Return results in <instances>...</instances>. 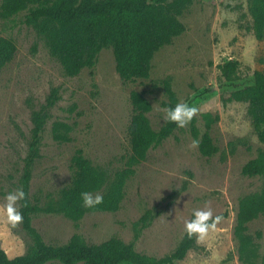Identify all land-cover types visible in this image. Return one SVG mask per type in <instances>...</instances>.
<instances>
[{"label":"rangeland","instance_id":"obj_1","mask_svg":"<svg viewBox=\"0 0 264 264\" xmlns=\"http://www.w3.org/2000/svg\"><path fill=\"white\" fill-rule=\"evenodd\" d=\"M179 20L185 31L154 54L149 77L123 83L110 48L99 52L93 68L68 77L43 39L24 23V13L0 19V36L12 39L16 46L13 59L0 70V248L10 259L31 252L34 240L21 223L13 227L7 221L4 196L22 185L31 112L56 89L58 100L41 135L40 158L32 167L29 194L33 203L57 201L69 187L71 158L77 150L111 179L120 171L132 172L115 212L90 211L77 222L61 214L32 215L31 225L44 243L64 245L78 236L87 244L99 245L118 238L133 243L140 254L160 258L178 246L193 210L207 207L213 216L222 215L221 221L204 240L195 237L185 258L175 264H241L233 237L238 202L259 192L263 182V177L243 176L241 169L264 145L253 131L247 105L223 101L218 65L238 61L242 80H249L254 71L264 74V38L256 39L251 30L246 0H193ZM166 77L178 103L199 109L194 117L197 139L206 130L201 114L218 116L209 129L217 152L204 157L198 147L191 146L190 122L129 168L130 92H141L150 102L147 117L157 131L165 121L160 82ZM54 122L70 126V141L53 140ZM147 212L151 221L139 231ZM247 230L252 236L261 234L262 251L264 218L248 223Z\"/></svg>","mask_w":264,"mask_h":264},{"label":"trees","instance_id":"obj_2","mask_svg":"<svg viewBox=\"0 0 264 264\" xmlns=\"http://www.w3.org/2000/svg\"><path fill=\"white\" fill-rule=\"evenodd\" d=\"M193 0H2L0 19L9 20L24 13V23L43 39L50 55L56 59L68 77L77 76L83 69H91L99 52L112 50L115 71L123 83L147 79L154 54L163 46L171 44L185 27L179 20ZM250 27L256 39L264 38V0H246ZM35 51V47H33ZM16 46L12 39L0 36V70L14 57ZM220 78L218 89L224 102L236 101L247 105V114L258 141L264 145V74L254 71L249 80H242L239 63L235 60L218 65ZM165 99L163 107H174L178 101L172 90L169 77L161 80ZM226 94L227 97L224 96ZM58 100L57 90L52 89L44 103L32 110L31 129L27 154L24 158L22 185L26 198L19 202L23 215L22 226L32 235L34 248L31 252L10 259L0 248V264H175L183 260L193 247L195 236L184 232L178 246L169 254L149 257L135 251L134 244H126L118 238H111L99 245L87 244L73 236L64 245H49L31 225L32 215L37 213L61 214L71 221H79L87 212H115L123 198V184L130 169L120 171L116 178L91 163L77 150L71 158L73 175L68 188L62 190L57 201L39 205L31 200L29 183L32 167L40 158V141L50 111ZM129 101L132 114L126 133L129 143L127 165L134 167L146 159L150 149L159 146L178 127L164 121L159 130L152 129L147 117L151 111L150 102L141 92L131 91ZM205 132L200 136L198 150L204 157H211L217 148L209 135V129L218 120L210 113L201 114ZM191 121V135L199 137ZM70 126L54 122L51 135L55 142L70 141ZM246 177H263L259 192L242 197L238 202L233 237L236 241L238 261L241 264H264V249L260 251L258 240L247 230L248 223L264 218V150H259L241 169ZM116 179V180H115ZM103 190V202L95 208H86L82 192L93 195ZM221 216L222 215H216ZM215 217V216H214ZM192 217L190 218V220ZM151 221L147 212L140 219L139 231ZM138 234L134 237L137 239Z\"/></svg>","mask_w":264,"mask_h":264},{"label":"clouds","instance_id":"obj_3","mask_svg":"<svg viewBox=\"0 0 264 264\" xmlns=\"http://www.w3.org/2000/svg\"><path fill=\"white\" fill-rule=\"evenodd\" d=\"M161 110L165 113L166 121L174 123L178 128L186 127L199 111L196 106H191L186 102L177 103L174 107H164ZM199 143V139H194L191 146L197 148ZM81 197L83 205L86 208H95L103 202V196L99 194L93 195L90 192H82ZM25 198L26 194L22 187H17L4 196L3 211L7 221L13 227H16L23 221L19 202L24 201ZM221 219V216L214 217L210 208L194 209L192 219L185 223L186 234L190 238L195 236L198 240L202 241L210 231H215Z\"/></svg>","mask_w":264,"mask_h":264}]
</instances>
